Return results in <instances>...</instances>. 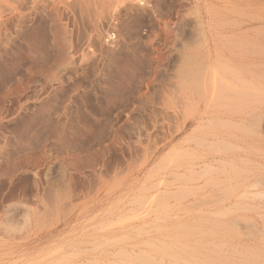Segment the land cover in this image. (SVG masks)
Segmentation results:
<instances>
[{"label":"rangeland","instance_id":"374dc122","mask_svg":"<svg viewBox=\"0 0 264 264\" xmlns=\"http://www.w3.org/2000/svg\"><path fill=\"white\" fill-rule=\"evenodd\" d=\"M245 177L264 0H0V264H264Z\"/></svg>","mask_w":264,"mask_h":264},{"label":"bare ground","instance_id":"6f19581e","mask_svg":"<svg viewBox=\"0 0 264 264\" xmlns=\"http://www.w3.org/2000/svg\"><path fill=\"white\" fill-rule=\"evenodd\" d=\"M238 147H239V146H238ZM235 148H236V147H235ZM239 148H240V147H239ZM233 149H234V148H233ZM241 149H242V148H241ZM243 150H244V149H243ZM243 160H244V159H243ZM223 161H224V160H223ZM221 162H222V161H221ZM225 163H226V162H225ZM222 164H224V163L222 162ZM230 164H231V163H230ZM242 164H243V163H242ZM229 166H230V165L228 164L227 167H229ZM236 166H237V165H236ZM242 166H243V165H242ZM242 166H241V167H242ZM245 166H246V165H245ZM223 167L225 168V166H223ZM227 167H226V168H227ZM243 167H244V166H243ZM234 168H235V167H234ZM236 168H238V167H236ZM245 168H246V167H245ZM229 169H230V168H229ZM238 169H240V168H238ZM241 169H242V168H241ZM222 170H223V169H222ZM245 171H246V169H245ZM245 171H244V172H245ZM239 172H240V171H238V174H240ZM241 172H242V171H241ZM244 172H243V173H244ZM240 175H241V174H240ZM254 177H255V176H253V178H254ZM245 178H247V177H245ZM256 179H257V178H256ZM224 180H226V179H224ZM229 180H230V177L228 176V181H229ZM235 180H236V178H235ZM240 180H241V178H240ZM251 180H252V179H251ZM262 180H263V179H262ZM262 180H261V182H260V179H259V180H256V181L254 182V184L251 185L250 178H247V179H244L241 183H242L243 186H247V187H249L248 185H251V187H254V186L257 187V184H258V187H259V186L261 187V186H264V181H262ZM237 181H238V180H237ZM237 181H236V182H237ZM226 182H227V180H226ZM226 182L224 181L223 183H226ZM231 182H233V181L231 180ZM234 182H235V181H234ZM239 182H240V181H239ZM221 184H222V183H221ZM229 184H230V182H229ZM260 189H261V188H260ZM262 189H263V187H262ZM262 189H261V190H262ZM257 190H258V189H257ZM259 191H260V190H259ZM260 192H261V191H260ZM260 192H259V193H260ZM263 194H264V193H263ZM243 197H244V196H243ZM245 197H246V196H245ZM245 197H244V198H245ZM235 200H236V199H234V201H235ZM236 201H237V200H236ZM257 205H259V207H261V208H264V207H263V206H264V201H263V202H260V203H257ZM263 220H264V219H263ZM263 220H262V221H263ZM257 225H258V224H257ZM259 226H260V225H259ZM262 226H263V225H262ZM259 230H260V229H259Z\"/></svg>","mask_w":264,"mask_h":264},{"label":"built area","instance_id":"2783aa9c","mask_svg":"<svg viewBox=\"0 0 264 264\" xmlns=\"http://www.w3.org/2000/svg\"><path fill=\"white\" fill-rule=\"evenodd\" d=\"M117 41V37L115 33H110L106 38L107 44H114Z\"/></svg>","mask_w":264,"mask_h":264}]
</instances>
